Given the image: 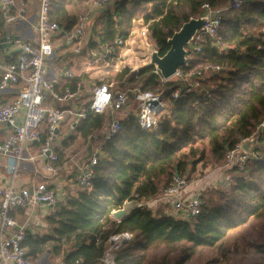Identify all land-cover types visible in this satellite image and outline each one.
I'll return each instance as SVG.
<instances>
[{
  "label": "trees",
  "instance_id": "1",
  "mask_svg": "<svg viewBox=\"0 0 264 264\" xmlns=\"http://www.w3.org/2000/svg\"><path fill=\"white\" fill-rule=\"evenodd\" d=\"M229 1L118 0L105 9L94 30L108 41L126 37L134 16L140 13L152 32L154 49L163 55L169 48L167 39L190 17L200 16L203 3L221 8ZM49 13L68 29L76 23V16L61 5ZM263 30L264 0H244L239 7L226 10L218 37L201 38V50L190 62V66L205 62L221 66L218 74L206 80L208 94L172 99L167 93L155 129H142L132 111L118 133L100 139L91 189L77 184L46 217L47 233L26 231V256H36L50 242L56 255L69 246L64 264H99L108 237L130 231L132 241L115 253L117 264H192L194 255L202 251L211 255L199 256L196 264H264V145L262 158L247 161L241 171L230 169L224 186L202 193L204 203L195 216H174L166 203L157 209L158 204L137 207L119 222L110 216L126 200L146 203L157 199L173 172L188 174L189 180L197 164L203 169L224 165L226 150L254 131L264 115ZM154 70L149 63L132 71L125 67L95 82H113L115 89L129 85L155 92L163 87ZM77 79L66 86L73 87ZM170 84L166 81L164 87ZM108 117L109 113H88L75 123V133L68 140L97 133ZM56 151L59 163L63 152ZM159 249L165 252L150 256Z\"/></svg>",
  "mask_w": 264,
  "mask_h": 264
},
{
  "label": "built area",
  "instance_id": "2",
  "mask_svg": "<svg viewBox=\"0 0 264 264\" xmlns=\"http://www.w3.org/2000/svg\"><path fill=\"white\" fill-rule=\"evenodd\" d=\"M31 1L0 0V15L4 23L22 18L27 4ZM116 1L118 0H92L93 4L102 8L113 5ZM51 2L52 0H38L34 23L35 38L33 41L19 43V52L16 55L11 53L0 64V90L16 88L13 100L0 106V125H5L9 129L7 136L0 140V153L14 158L10 165V170H14L18 161L25 158L23 155L25 146L35 141L39 142L38 155L44 158L43 168L48 176L56 171L58 154L54 143L56 130L64 112L75 115L76 120L85 118L88 113H109L103 134L100 135L102 139H109L118 133L122 120L128 119L132 111L137 113L138 124L142 129H155L160 111L166 104L167 93L172 99L185 98L191 93L208 94L206 80L211 75L218 74L221 66L212 62L190 66L191 59L195 52L201 50L198 44L201 38L218 37L224 12L230 7H239L244 0H230L221 8H212L208 3L201 5L203 9L201 15L206 16L207 20L186 46L184 64L180 65L169 79H164L155 67L154 72L158 74L163 88L154 92L141 90L138 86L115 89L113 82L98 83L90 89L87 105L85 103L78 111L73 112L44 105V99L49 94L59 102L74 99L83 90L85 95V88L83 89L79 79L74 82L73 87L67 86L61 93L55 92L54 83L47 79L48 61L55 50L54 38L61 35L72 36L75 42L73 52L79 53L84 46L89 67L113 66L116 71L129 67L132 71L141 66L130 63L131 59L136 58L134 50L136 42L145 52L148 63L150 53L154 49L152 32L142 16L135 15L126 37L116 36L112 41L99 38L96 44L86 46L85 41L89 32L88 13L78 14L72 31L68 33L63 25L50 18ZM261 36L264 37V30ZM64 75L73 77L68 70L64 71ZM166 81H171V84L164 87ZM152 101L155 103L152 104ZM196 103L197 101L194 102ZM95 135L97 134L89 135L88 139L96 137ZM245 140H250L248 151L241 146ZM263 145L264 115L248 137L241 138L234 147L226 150L224 165L241 171L247 161L263 157L260 150ZM99 155V150H93L87 159L78 160L73 165L78 184L88 190L92 187L93 169ZM34 157L29 156L28 159L32 160ZM187 186L186 176L173 172L170 184L156 200L166 203L168 212L174 216L180 218L195 216L199 213L204 200L199 194L187 197L184 194ZM61 199L59 193L42 182L18 188L11 181L0 184V264H31L23 244L26 222L18 221L14 217V212L17 209L39 205L53 212ZM147 205L148 202L143 206ZM116 209L110 211V216L115 222H119L120 219L112 215ZM132 238L133 234L130 231L112 233L107 239L106 249L99 264H117L116 251L132 241ZM73 264H79V261Z\"/></svg>",
  "mask_w": 264,
  "mask_h": 264
},
{
  "label": "crops",
  "instance_id": "3",
  "mask_svg": "<svg viewBox=\"0 0 264 264\" xmlns=\"http://www.w3.org/2000/svg\"><path fill=\"white\" fill-rule=\"evenodd\" d=\"M57 5H61L66 11L77 17L80 13H88L89 15V32L85 41V45H92L97 43V39L101 38L97 34V27L92 24L96 18H103L105 9L110 8L107 6L102 8L93 4L92 0H52L50 10ZM84 10H81V8ZM38 11V0H32L27 4L26 12L22 18H18L10 23H3L0 26V64L5 58L12 54L19 52V43L33 41L35 38L34 23L36 20ZM140 16L141 14H136ZM1 16V15H0ZM99 18V19H100ZM59 23V22H58ZM61 25L65 27L68 33L73 29V26L68 29L66 24L61 22ZM96 32V33H95ZM95 33V34H94ZM55 50L54 54L48 61L47 79L54 83L55 92L61 93L67 83L74 78H78L82 82L83 89L86 88L87 82L90 85L91 71L93 68L103 67H89L87 65L88 55L85 53L84 46L79 53L73 52L75 45L74 39L69 35H61L54 38ZM139 52V51H137ZM142 63L141 66L147 64L145 58V52L141 50ZM68 70L72 73L73 77L69 78L64 75V71ZM100 75H97V78ZM96 85V84H95ZM16 88L10 87L4 90H0V106L5 103H9L15 97ZM84 90L78 97L66 102L56 101L53 96L46 95L44 99V105L47 107H60L63 110H69L70 112L78 111L84 106ZM76 120L75 115L69 112H64L62 120L60 121L56 130L55 146L63 152L60 157L59 163H55L56 171L52 175L48 176L44 172L43 163L44 158L38 155L39 142H32L27 144L24 148V159L18 161L14 170H10V165L14 162V158L9 155H3L0 153V184H6L12 182L15 187H21L23 185H31L35 183H46L60 194L62 199L68 194L72 193L77 186V173L74 169V162L82 159H87L93 150H100L99 147L93 146L95 139H102L100 135L103 134L104 128L98 131L91 139H86L76 136L73 140H68V136L74 134V127ZM43 127V125H41ZM8 128L5 125H0V140H3L8 134ZM65 140V141H64ZM98 146V145H97ZM29 156H35L32 160H29ZM227 169V166L222 165L214 168V170L204 176L201 180H194L188 182V186L184 190V194L187 197L201 194L203 187H209V181L214 174H219L221 171ZM209 179V180H208ZM200 192V193H198ZM61 199V200H62ZM60 200V201H61ZM141 202V201H140ZM148 204L157 205L162 203L157 201L156 198L147 201ZM144 203V202H141ZM50 214V211L42 206L28 207L17 209L14 212V217L18 221L26 222V231L31 234L38 233L39 235L45 234L49 230L46 217ZM1 235V234H0ZM69 249L65 247L59 254H54L50 248V242L45 244L43 250L36 256H30L28 259L31 264H64L63 256L64 252ZM26 250V248H25Z\"/></svg>",
  "mask_w": 264,
  "mask_h": 264
},
{
  "label": "water",
  "instance_id": "4",
  "mask_svg": "<svg viewBox=\"0 0 264 264\" xmlns=\"http://www.w3.org/2000/svg\"><path fill=\"white\" fill-rule=\"evenodd\" d=\"M206 20L207 17L203 15L190 17L188 21L184 22L181 27L167 39L169 48L163 55H159L156 49L151 51L148 63L153 64L164 79L172 77L177 68L184 64L187 53L186 46ZM154 103L155 102L152 101V104ZM241 146L248 151L250 148V140L243 141ZM143 205L144 203L138 200H126L112 215L121 220L135 208Z\"/></svg>",
  "mask_w": 264,
  "mask_h": 264
},
{
  "label": "rangeland",
  "instance_id": "5",
  "mask_svg": "<svg viewBox=\"0 0 264 264\" xmlns=\"http://www.w3.org/2000/svg\"><path fill=\"white\" fill-rule=\"evenodd\" d=\"M84 10V8L82 7L80 12ZM99 18H96L95 22L92 24L94 25L95 27H99L100 26V21H99ZM95 34V33H94ZM134 50H135V54H136V58H133L131 59V64H137V65H140L142 63V55L140 52H141V49L139 48V43H135L134 44ZM139 51V52H137ZM138 68V67H137ZM115 68L113 66H105L103 68H93V70L91 71V77H89V80H91V83L90 85H88L89 82L86 83L85 85V95H84V102L85 101H88L89 99V92H90V89L92 88V86H94L95 84H98L96 83L95 81L96 80H101V79H104L106 76H109V75H113L115 73ZM97 75H100L99 77L100 78H97ZM172 81H173V78H172ZM129 88L130 86L127 85ZM125 89V88H124ZM99 139H95L93 141V146L94 147H98L97 145H99ZM214 168L216 167H210L208 166L207 168L203 169L201 167V164H197L196 166V170L190 175V179L188 180V182L190 181H196V180H201L202 178H204V176L208 173H210V171L212 172L214 170ZM230 167H227V169H225L224 171H221V173L219 174H214L213 177L211 178V181H209L208 184L209 187L206 188L205 186L203 187V191H201V197H202V193L209 189V188H213L214 186L216 187H221V186H224L227 182H228V177H229V173H230ZM186 177L188 176V174H185ZM209 180V179H208ZM200 193V192H198ZM163 204L159 203L156 207H154V209L156 208H160L162 207ZM165 250L164 249H159L157 251H154V252H150V256L151 257H154V256H157L159 254H162L164 253ZM211 253L210 251H202L201 253H196L191 261L192 264H196V263H199V256H204L206 258L210 257Z\"/></svg>",
  "mask_w": 264,
  "mask_h": 264
}]
</instances>
